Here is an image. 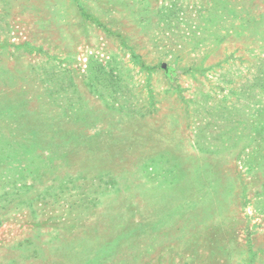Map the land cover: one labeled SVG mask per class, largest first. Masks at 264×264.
I'll use <instances>...</instances> for the list:
<instances>
[{
	"label": "rangeland",
	"instance_id": "374dc122",
	"mask_svg": "<svg viewBox=\"0 0 264 264\" xmlns=\"http://www.w3.org/2000/svg\"><path fill=\"white\" fill-rule=\"evenodd\" d=\"M0 264H264V0H0Z\"/></svg>",
	"mask_w": 264,
	"mask_h": 264
}]
</instances>
